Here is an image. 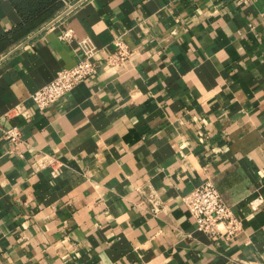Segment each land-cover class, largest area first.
I'll return each mask as SVG.
<instances>
[{"label":"crops","instance_id":"obj_1","mask_svg":"<svg viewBox=\"0 0 264 264\" xmlns=\"http://www.w3.org/2000/svg\"><path fill=\"white\" fill-rule=\"evenodd\" d=\"M60 2L24 31L0 0V264H264V0ZM82 40L98 71L38 110ZM118 40L131 54L110 65ZM18 103L29 117L5 115ZM207 178L234 237L182 200Z\"/></svg>","mask_w":264,"mask_h":264},{"label":"built area","instance_id":"obj_2","mask_svg":"<svg viewBox=\"0 0 264 264\" xmlns=\"http://www.w3.org/2000/svg\"><path fill=\"white\" fill-rule=\"evenodd\" d=\"M60 37L62 39L71 38L72 30L70 28L65 29ZM80 45L83 53L82 58L70 67L59 68L51 80L31 93V98L38 110H43L55 103L82 80L98 71V61L94 59L96 48L87 43L86 40H82ZM130 54L131 50L127 44L118 40L114 50L107 56L106 62L110 65L121 66ZM17 114L23 115V117L30 116L29 110L23 103H18L5 112L8 117ZM2 132L6 140L12 144L11 151L15 150L23 141L21 129L17 125L4 127ZM182 200L197 227L211 236L230 238L241 231L242 222L240 218L224 201L211 179L207 178L193 187L184 194ZM257 200L261 201V198H254L250 201L252 207L255 208L258 205ZM152 210L156 211L157 207L152 206Z\"/></svg>","mask_w":264,"mask_h":264},{"label":"trees","instance_id":"obj_3","mask_svg":"<svg viewBox=\"0 0 264 264\" xmlns=\"http://www.w3.org/2000/svg\"><path fill=\"white\" fill-rule=\"evenodd\" d=\"M13 3L22 17V22L25 23L22 27L24 31L35 27L55 12L61 4L60 0H13Z\"/></svg>","mask_w":264,"mask_h":264}]
</instances>
